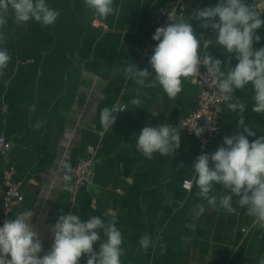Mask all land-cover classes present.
Segmentation results:
<instances>
[{
    "label": "crops",
    "instance_id": "0c3cea01",
    "mask_svg": "<svg viewBox=\"0 0 264 264\" xmlns=\"http://www.w3.org/2000/svg\"><path fill=\"white\" fill-rule=\"evenodd\" d=\"M167 1L114 0V12L105 18L84 0H46L60 13L53 25L30 20L18 26L9 16L0 28L5 36L0 48L11 56L0 73V135L11 143L8 153L0 156V175L7 164L15 166L22 200L11 218L33 211L32 223L43 241L41 256L51 246L50 229L59 215L73 212L82 220L98 216L105 223L116 221L125 250L122 264H259L264 259V229L245 208L234 203L236 211L228 213L209 207L196 195L195 158L214 152L224 136L237 132L239 112L229 110L224 102L219 132L202 143L180 125L196 104L198 88L191 77L182 81V91L171 99L159 86L140 88L122 71L131 63L153 71L150 57L140 59L138 49L151 34L153 7ZM182 1L185 19L195 9L218 2ZM247 2L264 14V0ZM92 19L104 22L106 28L91 26ZM190 22L201 48L205 40L215 41L211 29ZM257 34L261 40L255 49L264 46V26ZM209 51L227 62L222 47L213 45ZM231 63H237L234 56ZM222 68L226 71V66ZM234 95L247 106L245 124L258 136L264 135V114L252 111L251 84ZM133 99H139L140 105H133ZM105 107L117 115L113 128L101 124ZM38 122L39 129L34 127ZM158 124L177 128L180 147L172 156L154 153L148 159L136 148L137 135L143 127ZM84 157L93 160L90 179L74 191L71 172L72 191L65 190L63 165L73 168ZM184 179L193 181L188 190L181 186ZM3 190L0 181V211ZM215 193H223L219 185ZM198 204L206 211L196 217L193 210ZM143 235L152 242L146 250L140 244ZM100 236L101 241L106 239L103 230ZM94 248L98 251L99 245Z\"/></svg>",
    "mask_w": 264,
    "mask_h": 264
},
{
    "label": "clouds",
    "instance_id": "9594fccd",
    "mask_svg": "<svg viewBox=\"0 0 264 264\" xmlns=\"http://www.w3.org/2000/svg\"><path fill=\"white\" fill-rule=\"evenodd\" d=\"M85 5L101 17L114 12V0H84ZM60 13L51 8L46 0H0V28L7 24L9 16L18 26L34 20L43 26L53 25ZM198 22L202 29H211L215 41L198 39L193 23ZM264 26V14L247 0H218L215 5L194 10V14L185 19L178 17L175 22L158 27L152 39L156 41L147 68L141 70L134 63L128 64L122 71L126 78L132 79L140 88L161 87L165 94L174 99L182 91V81L199 72L201 66L211 78L227 108L238 111L237 132L223 137V142L214 152L198 155L192 166L195 172L194 183L199 191L197 196L207 201L211 208H223L228 213L236 211L235 205L246 209V214L254 218L264 229V135H257L245 124L246 104L234 93L245 89L249 84L253 89L252 111L264 114V46L254 48L261 36L257 34ZM0 42L5 36L0 33ZM213 45L220 46L228 54L227 62L214 57L209 51ZM234 56L237 63L232 66ZM11 56L6 48H0V73L8 67ZM222 66H226V71ZM154 73V74H153ZM141 101L133 99L132 104L139 106ZM35 110V106L32 107ZM105 107L101 111L100 121L105 129L114 126L117 115ZM41 123L34 127L39 129ZM242 129V131H240ZM215 130V129H213ZM195 133L200 136L203 132ZM249 137H256L249 140ZM181 136L176 127L168 124L145 126L137 135L136 148L148 159L154 153L173 155L180 147ZM65 190L70 186L72 168L63 165ZM183 167V164L180 165ZM193 181H186L185 188L190 189ZM219 185L223 193H215ZM235 198V199H234ZM206 208L196 205L193 215L202 216ZM34 213L22 211L14 218L6 219L0 226V264H122L124 255L123 237L113 219L105 223L98 216L87 220L73 212L59 215L51 227L52 243L46 254L38 228L32 223ZM192 227L191 224L186 225ZM100 230L105 240L101 241ZM148 235L140 238L141 247L150 246ZM99 245L98 251L94 245ZM264 264V259L259 261Z\"/></svg>",
    "mask_w": 264,
    "mask_h": 264
},
{
    "label": "built area",
    "instance_id": "2783aa9c",
    "mask_svg": "<svg viewBox=\"0 0 264 264\" xmlns=\"http://www.w3.org/2000/svg\"><path fill=\"white\" fill-rule=\"evenodd\" d=\"M185 11V4L182 0H169L165 4H158L153 7L150 16L151 34L140 44L138 53L140 59L150 57L153 53L156 41L152 39L155 30L175 20ZM91 26L106 28V24L97 19L90 21ZM219 58V57H217ZM221 61L223 62L222 58ZM193 83L197 86L196 104L194 109L180 121L181 127L189 134L195 136L200 142L206 143L214 137L221 127V116L224 101L218 90L212 86L211 78L206 75V69L201 66L199 72L191 76ZM124 105L119 109L123 110ZM215 129V130H213ZM205 130L200 136L195 133ZM11 148V143L4 136L0 135V156H4ZM92 157L79 158L72 168L73 190L76 191L84 185L92 175ZM16 169L13 164H7L1 172L0 181L4 187L1 197L0 226L6 219H11L14 206L22 200V193L19 189V181L15 177ZM191 179H184L181 186L185 188V182ZM121 192L120 189H117Z\"/></svg>",
    "mask_w": 264,
    "mask_h": 264
}]
</instances>
